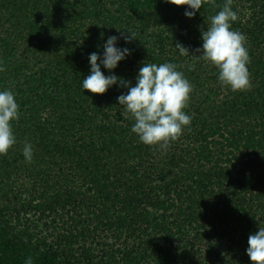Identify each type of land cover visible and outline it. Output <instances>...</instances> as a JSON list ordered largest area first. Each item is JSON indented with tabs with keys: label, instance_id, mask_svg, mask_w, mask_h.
I'll return each instance as SVG.
<instances>
[{
	"label": "trees",
	"instance_id": "trees-1",
	"mask_svg": "<svg viewBox=\"0 0 264 264\" xmlns=\"http://www.w3.org/2000/svg\"><path fill=\"white\" fill-rule=\"evenodd\" d=\"M226 3L190 19L164 0H0V90L19 104L17 143L0 155V264H252L248 238L264 227V0H231L250 58L240 91L198 51ZM121 33L131 55L117 76L135 86L144 63L170 62L192 85L191 123L165 146L131 131L117 101L126 88H82L89 54Z\"/></svg>",
	"mask_w": 264,
	"mask_h": 264
},
{
	"label": "clouds",
	"instance_id": "clouds-1",
	"mask_svg": "<svg viewBox=\"0 0 264 264\" xmlns=\"http://www.w3.org/2000/svg\"><path fill=\"white\" fill-rule=\"evenodd\" d=\"M177 6L187 5L184 15L194 18L205 4L215 6V0H164ZM237 13L231 8V0L213 17L206 30H202V48L198 49L202 57L219 69V81L230 86L233 91L251 88L250 62L246 37L233 30ZM119 31V30H118ZM124 38L109 36L103 44L102 54L92 52L88 56L90 73L83 77L82 88L93 94H105L114 86L126 88L127 92L117 97L118 104L131 114L135 123L131 131L137 134L145 145L165 146L169 140L177 139L191 117L184 111L192 92L191 83L173 63H144L135 77L136 84L115 74L119 64L131 55L127 47H119L121 38L128 43L134 33ZM176 47L188 53L177 43ZM106 69L110 74L105 75ZM3 69L0 68V71ZM19 119V104L11 90H0V155L7 154L17 143L12 129V122ZM24 158L31 162L33 146L25 143L22 148ZM246 253L252 264H264V227L249 235ZM25 264H34L32 257L26 258Z\"/></svg>",
	"mask_w": 264,
	"mask_h": 264
},
{
	"label": "rangeland",
	"instance_id": "rangeland-1",
	"mask_svg": "<svg viewBox=\"0 0 264 264\" xmlns=\"http://www.w3.org/2000/svg\"><path fill=\"white\" fill-rule=\"evenodd\" d=\"M30 188H31L30 186H29V187H26V186H25V188H23V190H24V192H25L24 194H25L26 196H28L29 193H30L29 191H26V190H30Z\"/></svg>",
	"mask_w": 264,
	"mask_h": 264
}]
</instances>
